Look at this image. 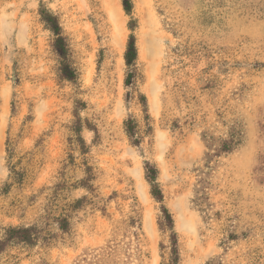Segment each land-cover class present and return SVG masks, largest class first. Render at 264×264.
Segmentation results:
<instances>
[{
  "label": "rangeland",
  "instance_id": "1",
  "mask_svg": "<svg viewBox=\"0 0 264 264\" xmlns=\"http://www.w3.org/2000/svg\"><path fill=\"white\" fill-rule=\"evenodd\" d=\"M124 1L0 0V234L35 225L54 235L48 248L12 249L3 260L84 264L90 250L129 242L122 235L136 215L141 257L128 262L167 264L170 234L157 226L164 206L177 264H264V0H129V14ZM41 8L61 27L74 84L57 77ZM130 36L137 59L125 86ZM76 100L96 130L83 129L84 151L70 131ZM128 118L136 146L124 132ZM229 127L240 144L206 177L207 219L193 204L202 135ZM147 163L162 203L150 195ZM87 168L91 192L79 185ZM59 217L69 220L66 234Z\"/></svg>",
  "mask_w": 264,
  "mask_h": 264
},
{
  "label": "trees",
  "instance_id": "2",
  "mask_svg": "<svg viewBox=\"0 0 264 264\" xmlns=\"http://www.w3.org/2000/svg\"><path fill=\"white\" fill-rule=\"evenodd\" d=\"M131 3L129 0L123 2V10L126 14H129ZM41 22L46 30H48L52 36L51 49L57 57V77L60 81L75 83L77 80V74L71 66L69 48L64 36L61 33V27L57 19L46 9L41 8L39 10ZM137 59V51L135 49L133 36H130L127 43L126 52L124 54V61L128 68L127 78L125 79V86L133 84V76L135 75L134 66ZM142 103L144 97H140ZM84 109V103L76 100L73 105V121L71 123L70 131L75 136V141L81 147V151H84V142L81 138L83 129H88L93 133H96L88 122L83 121L80 117V111ZM124 132L131 145L136 146L140 143V136L137 129V123L128 118L123 122ZM151 128L148 126V131ZM202 140L205 144L206 153L204 158L203 169L198 171V185L194 190L195 198L193 204L195 208L203 213L207 219L209 215L207 209L208 196L206 194L207 180L206 177L217 165V159L222 156L232 153L240 144V135L234 130V128H228L224 136H214L212 133L205 132L202 135ZM8 151V150H7ZM84 153V152H83ZM86 177L79 184L81 188L92 191L93 186L91 182L94 180V176L90 168H87ZM145 180L150 187L151 197L158 203L163 202L162 192L157 183V169L154 166H150L148 163L144 166ZM11 179L19 183L21 178L14 168L10 169ZM82 199L76 200L75 206L81 203ZM56 229L63 234H66L70 230L69 220L66 217H59L54 220ZM127 230L123 233V237H129V242H118L109 244L103 248L90 250L84 254L81 262L84 264H128L132 258L140 260V234H139V217L134 216L129 218L127 223ZM157 226L160 232L169 233L170 238V256L167 264H177L179 261V253L177 248V237L173 231V219L168 210L161 206V215L157 219ZM54 235L49 232H45L39 226L28 227H7L1 229L0 234V264H9L8 260H3L4 257H8V252L12 249H32L38 245L48 248L51 245V239ZM234 236H227V242L233 239ZM227 247V246H224ZM45 264V263H40ZM130 264V263H129ZM205 264H224L221 257H217Z\"/></svg>",
  "mask_w": 264,
  "mask_h": 264
}]
</instances>
